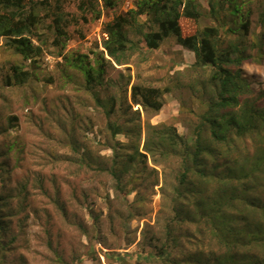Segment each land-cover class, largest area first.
<instances>
[{
	"label": "rangeland",
	"instance_id": "374dc122",
	"mask_svg": "<svg viewBox=\"0 0 264 264\" xmlns=\"http://www.w3.org/2000/svg\"><path fill=\"white\" fill-rule=\"evenodd\" d=\"M115 2V7L105 8L100 0L102 15L95 20L78 8L76 0H64L70 36L66 57L86 54L94 60L104 25L135 4V0ZM198 2L204 16L197 21L183 18L184 35L216 24L208 13L209 0ZM243 14L251 23L240 46L258 60L244 63L242 71L253 88L250 100L264 108V0H247ZM226 21L221 36L236 42L226 30L232 26V17ZM53 39L50 33L34 79L24 87H5L3 76L10 65L28 63L0 47V206L10 203L9 207L3 205L2 216L10 210L13 213L8 217L7 233L0 231V264H172L157 257L154 246L167 241L169 203L163 194H167L165 185L172 183L175 164L168 162L173 168L157 165L147 155V169L123 173L120 187L109 171L99 170L96 161L79 162L94 154L108 169L114 140L107 132L106 108L82 90L83 75L68 58L58 55ZM194 62L193 54L170 37L158 50L143 48L133 54L129 64L108 67L104 84L97 90L101 99L114 98L119 109L130 101L123 102L122 90L127 88L130 95L133 84L169 87L171 91L160 98L161 111L141 110V122L149 118L153 125L168 123L188 135L190 124L186 123L205 110L211 95L208 86L205 98L196 97L194 88L201 91V83L212 69L194 68ZM14 115L18 126L1 132L8 126L7 118ZM115 141L129 143L124 134ZM12 238L15 240L10 242ZM172 251V257L184 255L178 249ZM182 260L177 264H188Z\"/></svg>",
	"mask_w": 264,
	"mask_h": 264
},
{
	"label": "trees",
	"instance_id": "16d2710c",
	"mask_svg": "<svg viewBox=\"0 0 264 264\" xmlns=\"http://www.w3.org/2000/svg\"><path fill=\"white\" fill-rule=\"evenodd\" d=\"M76 1L83 13L95 20L101 18L100 0ZM246 3L209 0L208 13L216 24L184 35L183 18L197 21L204 16L198 0H135L134 8L104 25L101 48L91 62L86 54L64 55L70 38L64 0H0V41L4 42L0 47L29 66L11 64L3 76L5 87H24L33 81L42 46H47L51 33L58 55L68 58L67 62L83 75L82 90L106 108L107 132L114 140L112 166L106 169L94 154L79 162L96 161L99 170L109 171L120 187L123 173L132 168L135 172L147 169V155L157 165L175 164L172 183L165 185L167 194H163L169 203L167 241L161 247L154 246L155 255L165 263L177 264L183 259L188 264H264V108L250 100L253 88L242 71L244 63L258 60L240 46L251 23L243 14ZM115 4V0H103L105 8ZM228 16L232 26L226 29L227 35L234 36L236 42L221 36ZM170 37L193 54L194 68L212 69L201 83V91L194 88L200 100L206 97L208 86L211 95L205 110L186 123L190 124L188 135L168 123L153 125L149 118L141 122V110L161 111L164 104L160 98L171 91L169 87L133 84L130 95L127 88L122 90L123 102L130 101L119 109L114 98L101 99L97 90L104 84L108 67L127 65L135 52L158 50ZM130 83L128 77L126 85ZM113 116L115 120H111ZM7 121L1 132L18 126L16 115ZM119 134L128 137L129 143L115 141ZM4 204L0 206L1 233H7L11 223L8 217L13 214L10 210L2 216V209L10 203ZM173 248L183 257H172Z\"/></svg>",
	"mask_w": 264,
	"mask_h": 264
}]
</instances>
